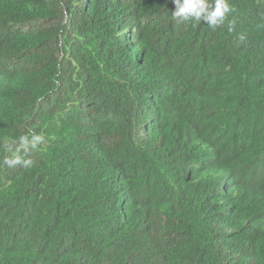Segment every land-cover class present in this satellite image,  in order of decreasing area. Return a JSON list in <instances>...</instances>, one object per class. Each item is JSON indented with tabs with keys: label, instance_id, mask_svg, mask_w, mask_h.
<instances>
[{
	"label": "trees",
	"instance_id": "trees-1",
	"mask_svg": "<svg viewBox=\"0 0 264 264\" xmlns=\"http://www.w3.org/2000/svg\"><path fill=\"white\" fill-rule=\"evenodd\" d=\"M0 264H264V0H0Z\"/></svg>",
	"mask_w": 264,
	"mask_h": 264
},
{
	"label": "rangeland",
	"instance_id": "rangeland-1",
	"mask_svg": "<svg viewBox=\"0 0 264 264\" xmlns=\"http://www.w3.org/2000/svg\"><path fill=\"white\" fill-rule=\"evenodd\" d=\"M153 71H154V76L157 80L158 83H163V84H167L171 81L172 76H171V69L168 65H166L165 63H159L155 60V65L153 67ZM136 210V209H135ZM134 211V210H133ZM132 211V212H133Z\"/></svg>",
	"mask_w": 264,
	"mask_h": 264
},
{
	"label": "clouds",
	"instance_id": "clouds-1",
	"mask_svg": "<svg viewBox=\"0 0 264 264\" xmlns=\"http://www.w3.org/2000/svg\"><path fill=\"white\" fill-rule=\"evenodd\" d=\"M131 195L133 196L134 200H135V203L137 204V206L140 208V205H141V200L140 198H138V196H136L135 193H131ZM131 213H133V217L134 219L138 220L140 219V216H138V213H139V210H134L133 212L131 211ZM135 220V222H136Z\"/></svg>",
	"mask_w": 264,
	"mask_h": 264
}]
</instances>
